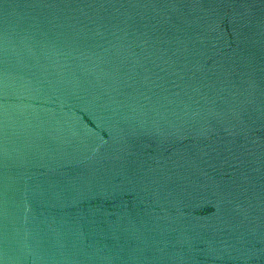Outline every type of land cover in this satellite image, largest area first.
Listing matches in <instances>:
<instances>
[{"label": "water", "instance_id": "1", "mask_svg": "<svg viewBox=\"0 0 264 264\" xmlns=\"http://www.w3.org/2000/svg\"><path fill=\"white\" fill-rule=\"evenodd\" d=\"M0 264H264V0H0Z\"/></svg>", "mask_w": 264, "mask_h": 264}]
</instances>
